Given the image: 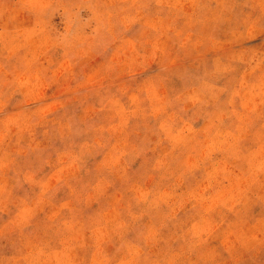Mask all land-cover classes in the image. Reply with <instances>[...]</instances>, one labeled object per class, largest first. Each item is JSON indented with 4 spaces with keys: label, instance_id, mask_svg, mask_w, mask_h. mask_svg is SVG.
Masks as SVG:
<instances>
[{
    "label": "rangeland",
    "instance_id": "obj_1",
    "mask_svg": "<svg viewBox=\"0 0 264 264\" xmlns=\"http://www.w3.org/2000/svg\"><path fill=\"white\" fill-rule=\"evenodd\" d=\"M0 264H264V0H0Z\"/></svg>",
    "mask_w": 264,
    "mask_h": 264
},
{
    "label": "bare ground",
    "instance_id": "obj_2",
    "mask_svg": "<svg viewBox=\"0 0 264 264\" xmlns=\"http://www.w3.org/2000/svg\"><path fill=\"white\" fill-rule=\"evenodd\" d=\"M251 154V153H250ZM160 200V199H159ZM160 215V214H159ZM236 222V221H235ZM241 225V224H240Z\"/></svg>",
    "mask_w": 264,
    "mask_h": 264
}]
</instances>
